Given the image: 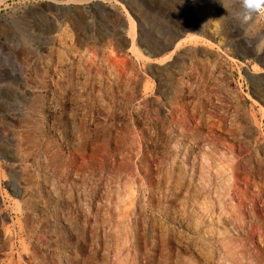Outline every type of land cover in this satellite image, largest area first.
Instances as JSON below:
<instances>
[{
  "label": "rangeland",
  "instance_id": "1",
  "mask_svg": "<svg viewBox=\"0 0 264 264\" xmlns=\"http://www.w3.org/2000/svg\"><path fill=\"white\" fill-rule=\"evenodd\" d=\"M5 1L0 264H264V32L219 0Z\"/></svg>",
  "mask_w": 264,
  "mask_h": 264
},
{
  "label": "clouds",
  "instance_id": "2",
  "mask_svg": "<svg viewBox=\"0 0 264 264\" xmlns=\"http://www.w3.org/2000/svg\"><path fill=\"white\" fill-rule=\"evenodd\" d=\"M219 3L245 36L251 38L264 32V0H219Z\"/></svg>",
  "mask_w": 264,
  "mask_h": 264
},
{
  "label": "bare ground",
  "instance_id": "3",
  "mask_svg": "<svg viewBox=\"0 0 264 264\" xmlns=\"http://www.w3.org/2000/svg\"><path fill=\"white\" fill-rule=\"evenodd\" d=\"M4 1H5V0H0V5H1L2 3H4ZM80 1H82V2H83V1H84V2H88V1H90V0H80ZM5 2H6V1H5ZM98 8H99V7H98ZM76 10H77V9H76ZM41 13H42V12H41ZM77 13H78V12H77ZM87 15H88V14H87ZM43 19H44V18H43ZM130 20H131V19H130ZM70 22H71V21H70ZM191 38H192V36H191ZM181 42H182V41L178 42L176 47L180 46ZM169 58H170V57H169ZM161 63H162V62H161Z\"/></svg>",
  "mask_w": 264,
  "mask_h": 264
}]
</instances>
